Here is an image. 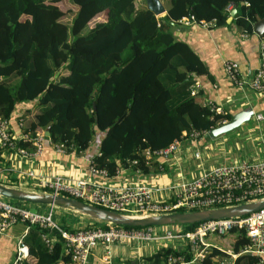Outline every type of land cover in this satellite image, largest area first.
Returning <instances> with one entry per match:
<instances>
[{
  "label": "trees",
  "instance_id": "trees-1",
  "mask_svg": "<svg viewBox=\"0 0 264 264\" xmlns=\"http://www.w3.org/2000/svg\"><path fill=\"white\" fill-rule=\"evenodd\" d=\"M58 1L0 0V116L8 119L23 102H33L37 110L25 122L28 138L16 139L17 147L33 150L36 132L48 128L51 144L78 154L100 133L91 164L109 177L133 160V169L146 167V149L159 150L183 133H206L229 119L199 103L197 92L191 94V75L206 68L186 42L175 38L173 27L190 17L224 26L228 7L235 6L230 24L252 34V24L264 17V0H160L165 5L160 16L145 0H71L76 13L69 27L61 22ZM101 13L105 19L88 27ZM58 224L75 231L63 218ZM88 226H98L97 221ZM230 233L231 252L210 246L200 264H259V256L241 253L249 245L244 230ZM23 243L28 256L19 264H59L63 256L64 240L55 228L30 225ZM187 252L159 248L145 260L163 264L169 254L188 259ZM63 261L68 263L69 256Z\"/></svg>",
  "mask_w": 264,
  "mask_h": 264
},
{
  "label": "crops",
  "instance_id": "crops-1",
  "mask_svg": "<svg viewBox=\"0 0 264 264\" xmlns=\"http://www.w3.org/2000/svg\"><path fill=\"white\" fill-rule=\"evenodd\" d=\"M161 3L165 7L162 1ZM233 8L237 11V7L229 6V12ZM231 20L226 21V25L220 27L213 26V23L184 24L179 21L173 27V34L175 38L190 46L206 68L204 74L191 75L195 82L193 88L195 87L197 92V101L202 104L209 101L220 108L229 119L239 112L250 111L248 121L217 136H210L206 132L197 138H182L178 150L168 161L161 162L158 159H152L148 165H145L146 167L137 169L120 165L118 172L109 177L94 175L89 170L91 158L98 152L100 133H96L95 139L86 150L77 154L58 152L55 145L50 143L44 130L42 131L44 138L38 154L33 153L35 148L28 149L33 154L27 157L9 149L0 148V183L27 191H46L41 188V179L57 175L72 180L89 178L115 185L141 184L157 187L189 180L198 175L202 169L216 165L264 159V91H254L247 86L243 88L234 86L223 70L224 61H235L241 76L250 80L259 65V44L264 41V38L253 32L242 36L243 31L230 24ZM35 113L37 110L33 102L20 103L15 107L7 119L8 130L13 138L19 139L26 135L23 131L25 122L27 125L32 121ZM257 114L261 115L260 119H257ZM28 172L31 175H28ZM20 203L19 206L28 209L25 207L26 202L20 201ZM35 208L39 212H46L50 209L46 205L41 208L35 206ZM52 211L54 221L58 226V220L63 218L67 224L75 228V231L88 227L90 222H94V220L66 210L57 211L53 208ZM78 217L89 222L83 226H75L77 225L75 219H79ZM16 226L21 227V232L10 231ZM164 229L158 228L156 232L162 233ZM26 232L27 229L23 224L16 223L0 233V264H15L18 240H22L23 243ZM166 240L141 242L144 245L143 249L141 247L128 248V244L138 243L130 241L113 242L108 245L98 244L91 250L86 264H106L103 261L106 254L110 257L111 264H126L128 261L133 264H151L145 258L151 256L159 248L188 250L185 240L171 239L172 244ZM207 240L211 246L218 244L223 246V249L216 246L219 250L230 253L234 235L230 233L224 238L208 236ZM225 246H229L230 250L227 251ZM62 251L63 256L58 260L59 264H63V257L66 256L64 249ZM232 257H234L233 254ZM27 260L34 262L30 256ZM165 263L166 261L163 264Z\"/></svg>",
  "mask_w": 264,
  "mask_h": 264
},
{
  "label": "built area",
  "instance_id": "built-area-1",
  "mask_svg": "<svg viewBox=\"0 0 264 264\" xmlns=\"http://www.w3.org/2000/svg\"><path fill=\"white\" fill-rule=\"evenodd\" d=\"M180 22L184 24L196 23L193 17L182 18ZM244 35L243 33L242 36ZM223 70L234 86L238 88L247 86L254 91H264V41L259 44V65L250 80L241 76L235 61H224ZM191 94H196L195 87L191 89ZM203 104L207 105L210 111L215 114H224L220 108L209 101H205ZM256 117L260 119L261 115L257 114ZM225 122L226 120H222L221 124ZM201 134L203 133L195 131L189 134L183 133L182 138H197ZM27 138L25 135L19 139ZM43 138L42 132H36L32 140V145L35 148L33 153L38 154ZM15 140L9 133L7 119L0 116V148L12 150L24 157L33 154L28 149L17 147ZM179 142L180 140H175L166 147L155 151L144 150L145 165H148L152 159H158L161 162L168 161L178 150ZM55 148L58 152H65L62 145H55ZM130 164H136V160L131 161ZM89 170L94 175L108 177L104 169L95 168L91 161ZM28 175L31 173L28 172ZM41 181V188L48 192L115 212L132 215L190 212L236 205L263 196L264 159L216 165L212 168L202 169L198 175L189 180L157 187L141 184L115 185L89 178L72 180L57 175L43 178ZM53 208L50 207L46 212H32L0 196V233L16 223L23 224L26 229L34 224L42 228H55L64 240V253L70 258L69 264H86L91 250L98 244L179 239L186 241L185 246L189 249L191 257L187 259L184 255L169 254L165 264H200L211 246L207 240L208 236L222 237L230 234L232 228H241L249 239V245L244 247L241 253L258 255L260 256L259 264H264V208L241 217L203 221L197 223L192 230L185 232L161 227L165 228L162 233H157L158 228L155 226L123 227L110 224L104 227L88 226L75 232H69L58 227L53 219ZM43 239L46 243L49 242L45 236ZM21 243L22 240H18L15 264L28 256L27 246L20 245ZM103 261L106 264H111L108 254L104 255Z\"/></svg>",
  "mask_w": 264,
  "mask_h": 264
},
{
  "label": "water",
  "instance_id": "water-1",
  "mask_svg": "<svg viewBox=\"0 0 264 264\" xmlns=\"http://www.w3.org/2000/svg\"><path fill=\"white\" fill-rule=\"evenodd\" d=\"M145 2L147 7L154 13V15L160 16L165 13V7L160 0H145ZM235 12L236 8L230 10L226 21L231 20ZM252 31L257 36L262 37L264 35V17L252 24ZM250 115V111L239 112L233 115L225 123H222L209 130L208 134L210 136H217L229 132L240 126L242 123L248 121ZM45 134L46 136H49L48 128L45 129ZM0 196L9 200L58 207L97 222L123 227H168L170 225L197 224L213 219L241 217L264 208L263 195L254 200L240 204L217 208L156 215H132L115 212L48 191H27L10 187L2 183H0ZM20 245H24V243H21Z\"/></svg>",
  "mask_w": 264,
  "mask_h": 264
},
{
  "label": "rangeland",
  "instance_id": "rangeland-1",
  "mask_svg": "<svg viewBox=\"0 0 264 264\" xmlns=\"http://www.w3.org/2000/svg\"><path fill=\"white\" fill-rule=\"evenodd\" d=\"M56 5L64 12V16L61 18V22L62 23H64L66 26H70V24H71V21H72V19H73V17H74V15H75V13H76V7L73 5V3L71 2V0H59L58 1V3H56ZM105 19V14L104 13H101V14H99L97 17H96V19H94L92 22H90L89 24H88V27H91V26H93V23L95 22V21H100V20H104ZM69 38V40H72V36H69L68 37ZM23 103H25V102H23ZM10 202H12L13 204H15V205H19V204H21L20 203V201H17V200H10ZM26 204V206L25 207H27L28 208V210H30V211H32V212H36V211H38L36 208H35V206L36 207H42L43 205H39V204H34V203H29V202H26L25 203ZM47 206V205H46ZM54 209L55 210H57V211H59V210H61V211H65L64 209H61V208H58V207H54ZM79 219H75L76 220V222H77V225H75V226H83V225H85L86 224V222H89L88 220H86V219H83L82 217H78ZM54 219H55V217H54ZM97 225L98 226H102V227H104L105 226V224H102V223H97ZM182 225H170V226H168L170 229H176V227H181ZM25 227V226H24ZM157 228H161V227H157ZM10 231H12V232H14V233H18V232H21V227H19V226H16V227H13V228H11L10 229ZM180 232H184L183 230H182V228H180ZM230 234H227V235H225V236H222V237H219V238H224V237H228ZM218 239V238H217ZM166 241H170L169 242V244H172L171 242H173V240H171V239H168V240H166ZM224 241V240H223ZM155 242H160V241H155ZM154 242V243H155ZM133 243V242H132ZM138 243H133V244H128L127 245V247L128 248H133V249H138L139 247H141L142 249H143V243H141L140 245H138ZM216 246H218V247H220V248H222L223 246H220V245H218V244H216ZM223 249V248H222ZM225 249L228 251V250H230V248H229V246H225Z\"/></svg>",
  "mask_w": 264,
  "mask_h": 264
}]
</instances>
